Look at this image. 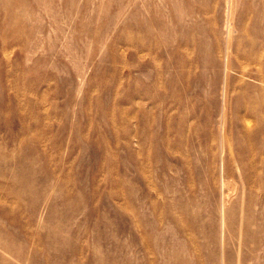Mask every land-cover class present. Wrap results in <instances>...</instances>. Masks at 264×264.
Segmentation results:
<instances>
[{
  "label": "rangeland",
  "instance_id": "rangeland-1",
  "mask_svg": "<svg viewBox=\"0 0 264 264\" xmlns=\"http://www.w3.org/2000/svg\"><path fill=\"white\" fill-rule=\"evenodd\" d=\"M0 264H264V0H0Z\"/></svg>",
  "mask_w": 264,
  "mask_h": 264
},
{
  "label": "bare ground",
  "instance_id": "bare-ground-1",
  "mask_svg": "<svg viewBox=\"0 0 264 264\" xmlns=\"http://www.w3.org/2000/svg\"><path fill=\"white\" fill-rule=\"evenodd\" d=\"M227 24H228V23H227ZM227 30H228V28H227ZM226 37H228V36H226ZM225 60H226V59H225ZM225 68H226V67H225ZM224 71H225V70H224ZM243 72H244V71H243ZM224 73H225V72H224ZM223 90H224V89H223ZM249 120H250V117H249L248 119L246 118V121H249ZM251 121H252V120H251ZM248 123H249V122H248ZM219 127H220V126H219ZM255 134H257V132H256ZM246 135L250 137V136L252 135L251 130H247V131H246ZM220 159H221V158H220ZM229 193H230V191H229ZM229 193H228V196H229ZM221 212H222V211H221ZM221 235H222V234H221ZM221 242H222V241H221ZM221 245H222V243H221ZM221 248H222V247H221ZM221 254H222V253H221Z\"/></svg>",
  "mask_w": 264,
  "mask_h": 264
}]
</instances>
